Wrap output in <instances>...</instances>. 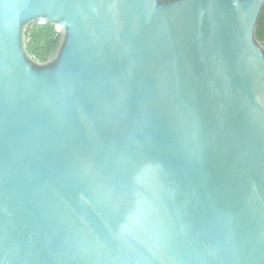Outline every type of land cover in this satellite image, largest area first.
Here are the masks:
<instances>
[{
    "label": "water",
    "instance_id": "water-1",
    "mask_svg": "<svg viewBox=\"0 0 264 264\" xmlns=\"http://www.w3.org/2000/svg\"><path fill=\"white\" fill-rule=\"evenodd\" d=\"M263 6L0 0V264H264Z\"/></svg>",
    "mask_w": 264,
    "mask_h": 264
},
{
    "label": "trees",
    "instance_id": "trees-1",
    "mask_svg": "<svg viewBox=\"0 0 264 264\" xmlns=\"http://www.w3.org/2000/svg\"><path fill=\"white\" fill-rule=\"evenodd\" d=\"M26 34L28 37L27 49L38 61H45L57 47L59 32L53 23L39 24L35 22L27 28ZM256 36L264 45V6L257 22Z\"/></svg>",
    "mask_w": 264,
    "mask_h": 264
}]
</instances>
